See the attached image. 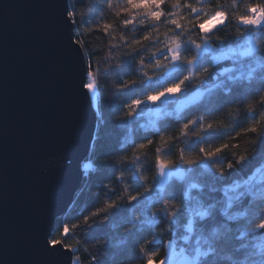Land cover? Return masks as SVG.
<instances>
[{"label": "snow or ice", "instance_id": "obj_1", "mask_svg": "<svg viewBox=\"0 0 264 264\" xmlns=\"http://www.w3.org/2000/svg\"><path fill=\"white\" fill-rule=\"evenodd\" d=\"M126 3L128 7L122 11L131 12L132 9L144 7L145 16H150L154 22H159L164 15L162 5L165 0H126ZM175 3L180 4V0H175ZM185 3L193 19L187 22L182 16L170 19L171 35L164 34L162 47H153V44L161 43L154 35L157 28L153 23L151 30L146 31L140 39L131 42L125 39L120 58H114V63L107 66L106 71L119 73V89L154 88L120 106L115 119L128 125L130 131L143 106L167 104L181 95H185L186 99L175 109L177 115L187 103L197 107L203 105L209 113L232 104L236 106L233 110L238 112V105L245 95L256 94L264 109V47L251 34L253 28L264 31V3L248 4L246 14H234L239 25L248 28V31L238 32L232 38L217 35L228 28L232 14L219 7L209 14L188 0ZM201 15H204V20L200 19ZM76 16L74 10L66 9L64 12L65 20L73 25ZM134 19V16L125 19L123 24H131ZM144 23L145 20L141 19L140 24ZM190 28L195 31V38ZM109 29L110 25L105 23L103 31L108 32ZM70 41L79 48L84 46L79 33H76L74 40L70 37ZM145 55L152 61V76L144 73L142 79H124V76L136 70L132 64L137 57L139 67H144ZM225 62L227 66H221ZM166 80L171 83L165 86ZM80 87L90 97H94L99 88L91 59L85 60ZM187 92H192V95L187 96ZM246 112L254 122L244 132L255 134L256 139L251 143L258 147L259 143H264V111L259 113L256 120L253 104L247 103ZM98 120H102V114ZM231 127L223 122L205 123L203 116H196L180 125L178 135L166 137L160 134L163 129H157L155 133L141 137L143 142L135 144L131 155L119 157L113 156L97 132L95 143L90 142L95 148V163L88 166L94 171L99 170L101 163L105 168L115 166L119 171L117 183L122 182L126 172L130 171L135 188L129 191V185H125L126 195H116L110 185H101L115 199H109L72 227L90 229L93 224L101 223L97 218L102 214L108 219L110 213H120L143 202V219H127L125 235L116 243L128 264H264V163L247 178L225 184L226 170L229 173L237 171V165L249 161V153L232 151V160H227L225 150L237 149L238 144L225 142L215 147L199 146L224 135V130ZM190 134L196 137L191 143ZM149 136H158L157 143L160 145L155 149V172L151 178L143 175L148 169L142 168L143 162L137 155L153 145L154 140ZM177 142H183L187 149L195 150L186 153V149L181 148L175 159L161 155L162 152L172 151ZM100 156L105 158L102 162ZM209 176L212 178L211 184L205 179ZM216 193H221L222 199H218ZM161 221L166 222L163 227ZM68 233L67 225H63L59 233L52 228L46 233L45 243L53 252L59 244L61 250L75 257L70 264H81L80 258L75 255L79 251V241L69 244L61 239L67 237ZM165 236L169 238L165 240ZM110 244L109 239L101 238L94 248L103 250ZM161 249L165 250L163 254ZM88 264H103V260L98 255H90Z\"/></svg>", "mask_w": 264, "mask_h": 264}, {"label": "water", "instance_id": "obj_2", "mask_svg": "<svg viewBox=\"0 0 264 264\" xmlns=\"http://www.w3.org/2000/svg\"><path fill=\"white\" fill-rule=\"evenodd\" d=\"M68 0H0V264H70L54 228L80 189L97 122Z\"/></svg>", "mask_w": 264, "mask_h": 264}, {"label": "trees", "instance_id": "obj_3", "mask_svg": "<svg viewBox=\"0 0 264 264\" xmlns=\"http://www.w3.org/2000/svg\"><path fill=\"white\" fill-rule=\"evenodd\" d=\"M111 2V7H109ZM195 7L204 8L207 13H212L217 7L220 10L226 11L232 15L229 16L230 24L226 30H222L217 35L222 38H232L236 34L246 33L248 28L242 27L235 20L234 14H246V5H257L264 3V0H236L235 3L232 0H188ZM69 9L74 10L77 13L76 23L74 25L75 38L76 33H79V38L83 39L84 46L82 48L85 58L91 59L92 71L96 75L99 88L97 90L98 98L96 104L97 110V122L93 137V144L95 143V135L98 132L100 140L112 151L113 156L119 157L124 155H131L136 143L143 142L141 137L148 133H155L157 129H163L160 133L165 135H178L180 125L186 122L187 119L195 118L196 116H203L204 122H223L224 124L232 125L233 127L225 129L224 135L216 136L214 139L206 141L205 144L199 145L200 147L218 146L220 143L238 144L239 148L232 150H225V157L227 160H232V151L237 153H243L247 151L250 155L249 161L242 165H237V171L229 173L225 172V184H230L236 180H243L247 176L251 175L257 167L264 163V143H259L258 147H254L251 143L256 139L254 133H245L244 129L248 128L254 119L246 112L247 103L253 104V109L257 113L255 119H259V113L264 111L261 108V102L259 95L247 96L240 101L238 107L239 111L236 112L233 109L236 107L232 104H227L220 111L215 113H209L205 110L203 105L198 107L194 104H190L184 107L179 115L177 113L167 114L158 118L154 123L147 122L146 113L148 111V105L143 106L142 112L136 117V122L132 125V130H129L128 125L123 122H117L115 117L120 112V106L131 101V99L142 95L144 92H151L154 88H136L119 89L117 85L120 83V75L117 71H106L108 64L114 63V58L119 59L120 53L123 51V45L125 39L131 42L134 39H140V37L146 32L151 30L153 23H156L157 31L154 33L159 38L161 43L153 44V47H162L164 40V34L168 33L172 28V25L168 22L170 19L176 16H182L187 20H192L193 15L186 7L185 0H180V4H176L175 0H165L162 5V11L164 15L161 16L159 22L152 21L151 17L145 16L146 9L144 7L132 9L129 11H122L128 7L126 0H68ZM119 13V15H117ZM133 22L128 25H124L125 19H132ZM144 19L145 23L140 24V20ZM201 20H204V15H201ZM107 23L110 25L108 32L103 31V25ZM92 29V31H88ZM193 38L196 33L191 28L189 29ZM252 35L256 36L261 41V46L264 47V31L252 29ZM221 66H227V62ZM132 67L136 70L130 75L124 76V79H142L144 73L148 76H152V61L145 55L144 67H139V57L132 64ZM171 83L166 80L165 86ZM191 93V92H187ZM231 98V97H230ZM102 114V120H98V116ZM142 126V127H141ZM240 135L237 136L236 133ZM154 140L153 145H150L147 149L137 153L140 156L143 169H148L143 172V175L151 176L155 172L154 161L157 155L155 149L160 147L157 143L158 136H149ZM196 140L195 136L189 137V143ZM181 148L188 151H194L195 149H187L183 142H177L172 151L162 152L165 158L175 159L179 155ZM95 148L91 146L89 156L83 163V180L80 189L76 193L72 203L66 210V212L59 217L54 224V228L57 233L62 231V226L67 225L69 233L67 237H61L64 243L72 244L79 241V251L75 254L80 258L81 264H88L90 255H98L102 258L103 264H128L127 260L120 253L116 247L117 241H119L124 235V228L126 220L135 217L137 221L143 219L144 203L134 204L132 207L126 208L120 213H110L109 218L105 219L103 214L98 217L101 221L99 225L93 224L92 227L85 228L83 226L73 228L74 224L86 215H89L96 208L101 207L109 199H115L111 196L110 191L102 188L101 185H110L112 189H115L116 195L125 194L124 187L129 185V191L135 188L131 180V172H126L125 178L122 182L117 183L116 177L119 176V171L115 166L105 168L103 163L100 164L99 170L94 171L90 168L89 163H95L94 160ZM255 153V155H253ZM105 158L100 156L102 162ZM206 182L211 184L212 178L206 177ZM218 183V182H217ZM141 190L142 189H137ZM218 199H222L221 193H216ZM158 208L159 205H156ZM165 221H161L163 227ZM109 239L111 244L109 247L103 250L94 248L98 239ZM169 237L165 236L167 240ZM85 249H88L86 252ZM165 250L161 249V254ZM259 251V250H258ZM243 259V257H241ZM75 257H73V260Z\"/></svg>", "mask_w": 264, "mask_h": 264}, {"label": "rangeland", "instance_id": "obj_4", "mask_svg": "<svg viewBox=\"0 0 264 264\" xmlns=\"http://www.w3.org/2000/svg\"><path fill=\"white\" fill-rule=\"evenodd\" d=\"M252 36L258 40V38L256 36H254V35H252ZM186 95L191 96L192 92L186 93ZM97 98H98V93L96 92V95L94 97H92L94 104L97 103ZM185 99H186L185 95H181V96H178L177 99L173 102H169L167 104H162L159 106H157V105L148 106V111L146 113L147 122L154 123L158 118L164 116V114L176 113L175 109L179 106V104L184 103ZM190 104H192V103L185 104V107L190 105Z\"/></svg>", "mask_w": 264, "mask_h": 264}, {"label": "bare ground", "instance_id": "obj_5", "mask_svg": "<svg viewBox=\"0 0 264 264\" xmlns=\"http://www.w3.org/2000/svg\"><path fill=\"white\" fill-rule=\"evenodd\" d=\"M68 5H69V3H68ZM74 32H75V30H74ZM91 100H92L93 107H94V109H95V111H96V114H97V110H96V104H97V103H96V104L93 103V99H92V97H91ZM85 161H86V160H85ZM73 257H74V256H73Z\"/></svg>", "mask_w": 264, "mask_h": 264}]
</instances>
